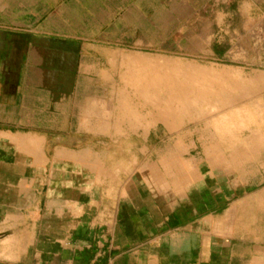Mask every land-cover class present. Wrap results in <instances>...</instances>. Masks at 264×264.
<instances>
[{
	"label": "rangeland",
	"instance_id": "obj_1",
	"mask_svg": "<svg viewBox=\"0 0 264 264\" xmlns=\"http://www.w3.org/2000/svg\"><path fill=\"white\" fill-rule=\"evenodd\" d=\"M55 1L54 27L71 35L53 96L71 147L144 174L152 193L197 177L264 223V0Z\"/></svg>",
	"mask_w": 264,
	"mask_h": 264
},
{
	"label": "crops",
	"instance_id": "obj_2",
	"mask_svg": "<svg viewBox=\"0 0 264 264\" xmlns=\"http://www.w3.org/2000/svg\"><path fill=\"white\" fill-rule=\"evenodd\" d=\"M56 4L0 0V264H264L262 218L238 210L251 201L197 177L152 193L144 174L71 147L69 106L53 96L71 35L54 27Z\"/></svg>",
	"mask_w": 264,
	"mask_h": 264
},
{
	"label": "bare ground",
	"instance_id": "obj_3",
	"mask_svg": "<svg viewBox=\"0 0 264 264\" xmlns=\"http://www.w3.org/2000/svg\"><path fill=\"white\" fill-rule=\"evenodd\" d=\"M170 71H172V70H170ZM166 72H167V73H166ZM166 72H165L164 74H170L168 71H166ZM164 74H163V75H164ZM172 74H173V73H171V75H172ZM172 76H173V75H172ZM172 76H171V77H172ZM169 77H170V75H169ZM150 82H151V81H150ZM154 82H155V81H154ZM154 82H153V83H154ZM156 82H157V81H156ZM154 85H156V83H154ZM145 88H146V87H145ZM140 89H141V88H140ZM143 91L145 92V90H143ZM143 94L145 95V93H143ZM143 94H141V95H143ZM158 98H159V97H158ZM166 103H167V102H166ZM168 103H169V102H168ZM169 104H170V103H169ZM171 104H172V103H171ZM39 153H40V152H39ZM37 155H38V154H37ZM38 156H39V155H38Z\"/></svg>",
	"mask_w": 264,
	"mask_h": 264
}]
</instances>
